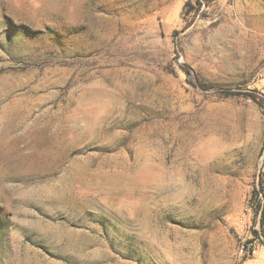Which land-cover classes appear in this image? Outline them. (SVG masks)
<instances>
[{
    "label": "rangeland",
    "instance_id": "1",
    "mask_svg": "<svg viewBox=\"0 0 264 264\" xmlns=\"http://www.w3.org/2000/svg\"><path fill=\"white\" fill-rule=\"evenodd\" d=\"M263 211L264 0H0V264H264Z\"/></svg>",
    "mask_w": 264,
    "mask_h": 264
},
{
    "label": "trees",
    "instance_id": "2",
    "mask_svg": "<svg viewBox=\"0 0 264 264\" xmlns=\"http://www.w3.org/2000/svg\"><path fill=\"white\" fill-rule=\"evenodd\" d=\"M187 75H188V78H189V82L192 86L196 87V88H206L207 86L205 84H203L197 77L196 75L191 72V71H188L187 72ZM213 89V88H212ZM229 95H233V94H229ZM259 210V209H258ZM257 210V211H258ZM260 225H261V229H262V233L264 235V211L262 212V216H261V222H260ZM246 251H245V256L246 257H250L253 253H254V245L250 244V246H247L246 247Z\"/></svg>",
    "mask_w": 264,
    "mask_h": 264
},
{
    "label": "built area",
    "instance_id": "3",
    "mask_svg": "<svg viewBox=\"0 0 264 264\" xmlns=\"http://www.w3.org/2000/svg\"><path fill=\"white\" fill-rule=\"evenodd\" d=\"M242 252L245 253V250H243Z\"/></svg>",
    "mask_w": 264,
    "mask_h": 264
}]
</instances>
